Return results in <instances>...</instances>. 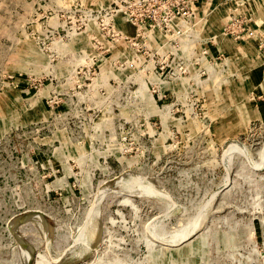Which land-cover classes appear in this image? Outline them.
<instances>
[{"label": "rangeland", "instance_id": "obj_1", "mask_svg": "<svg viewBox=\"0 0 264 264\" xmlns=\"http://www.w3.org/2000/svg\"><path fill=\"white\" fill-rule=\"evenodd\" d=\"M0 264H264V0H0Z\"/></svg>", "mask_w": 264, "mask_h": 264}]
</instances>
